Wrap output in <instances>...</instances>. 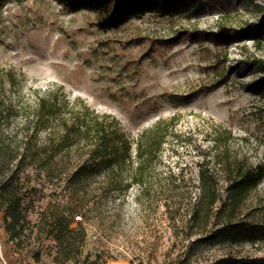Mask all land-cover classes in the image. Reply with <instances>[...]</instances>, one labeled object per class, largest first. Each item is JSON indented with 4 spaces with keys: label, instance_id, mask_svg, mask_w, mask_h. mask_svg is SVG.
I'll return each instance as SVG.
<instances>
[{
    "label": "rangeland",
    "instance_id": "obj_1",
    "mask_svg": "<svg viewBox=\"0 0 264 264\" xmlns=\"http://www.w3.org/2000/svg\"><path fill=\"white\" fill-rule=\"evenodd\" d=\"M216 1L195 19L146 15L103 30L94 13H70L54 0H0V145L6 153L21 152L28 138L47 144L48 133L87 115L85 109L115 118L132 142L158 121L168 127L157 159L144 172L141 194L137 187L109 191L113 184L101 169L71 190L57 173L50 179L33 167L18 171L25 222L20 240L12 242L0 211V264L264 260V242L205 240L189 215L198 197L197 174L214 141L245 155L252 167L264 166V72L256 64L264 61V32L255 30L264 0ZM218 25L228 31L225 42L186 36L191 30L216 33ZM51 96L61 112L32 136L37 101ZM91 143L73 147L66 165L85 159ZM68 207L75 210L73 224L82 225L73 233L72 254L48 234ZM252 217L264 220V179L235 216ZM218 223L212 220L208 229Z\"/></svg>",
    "mask_w": 264,
    "mask_h": 264
},
{
    "label": "trees",
    "instance_id": "obj_2",
    "mask_svg": "<svg viewBox=\"0 0 264 264\" xmlns=\"http://www.w3.org/2000/svg\"><path fill=\"white\" fill-rule=\"evenodd\" d=\"M54 1L70 13L83 10L94 13L95 25L103 30L118 29L129 20L146 15L162 20H191L207 12L213 3H219L216 0ZM255 30L257 33L264 32V14ZM186 36L193 40L209 36L214 42H225L228 39V31L223 25H218L216 33L206 34L191 30L186 32ZM256 64L264 72V61H256ZM60 107L54 96L38 99L33 114L32 136L47 128L48 123L61 112ZM85 111L87 115H77L69 125L64 120L58 131L48 133V142L45 145H37L33 138H28L21 152L16 149L8 153L0 145V211L4 230L10 241L20 240L25 222L22 213L23 198L19 194L20 188H17L20 179L16 177V173L25 168L33 167L38 174L43 171L45 177L50 179L55 173L56 176L61 175L60 180L68 190L76 188L83 179L95 175L97 169H101L103 178L113 184L109 191L119 190L125 194L133 187L139 189V194L145 191L144 172L157 159L168 127L158 121L137 135L132 142L120 123L112 116L99 115L93 111L89 112L88 109ZM88 140H92V143L87 157H80V162L67 166L70 150L81 143L86 144ZM213 148L211 156L203 160L204 164L197 174V202L189 210L193 227L198 226L206 233L205 240L229 245L263 243L264 220H254V217L238 219L235 216L245 208L264 179V166L252 167L245 155L231 153L220 141H214ZM3 167L7 169L6 173L3 172ZM113 174L117 175L114 178L116 182L113 181ZM220 181L224 183L223 187L219 185ZM74 211L68 207L67 213L56 215L52 220V228L48 231L51 238L64 248L65 254H70L67 250L71 251L70 246L74 244L73 233L82 229L81 224L74 225L71 220ZM216 218L219 219L218 225L208 229L210 222ZM70 259L72 256H67L66 260ZM90 263L95 264V261ZM211 264H264V260L229 256Z\"/></svg>",
    "mask_w": 264,
    "mask_h": 264
}]
</instances>
